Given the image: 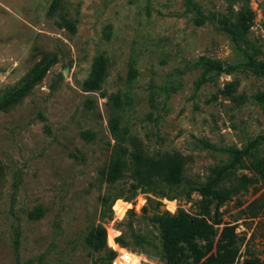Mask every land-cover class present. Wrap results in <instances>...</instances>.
<instances>
[{"label":"rangeland","instance_id":"374dc122","mask_svg":"<svg viewBox=\"0 0 264 264\" xmlns=\"http://www.w3.org/2000/svg\"><path fill=\"white\" fill-rule=\"evenodd\" d=\"M53 1L0 0V96L44 52L56 56L29 95L0 110V264H109L111 250L123 264H165L163 252L182 250L191 260L186 247L202 250L210 222L199 193L134 189L128 153L122 176L108 180V167L134 136L149 156H186L187 177L204 182L230 163V148L264 136V0H60L50 12ZM64 16L73 29L59 25ZM100 55L105 79L86 91ZM258 194L250 187L220 208L215 239L233 229L230 264H264V207L245 213ZM98 226L105 240L94 247Z\"/></svg>","mask_w":264,"mask_h":264},{"label":"trees","instance_id":"16d2710c","mask_svg":"<svg viewBox=\"0 0 264 264\" xmlns=\"http://www.w3.org/2000/svg\"><path fill=\"white\" fill-rule=\"evenodd\" d=\"M59 3L60 0H54L51 4L50 12L58 9ZM250 18L251 12L249 10L241 13L239 25L243 31L248 29ZM59 25L70 29L74 28V25L66 16L62 18V22H59ZM55 60L56 56L54 54L44 52L41 59L29 70L20 84L8 96H0V110L11 108L29 95L33 88L42 81ZM249 63L255 67L251 60ZM206 64L210 69H221V65L217 61L209 60ZM106 72L107 59L104 55H100L94 61L91 73L84 80L83 89L86 91L99 90L105 79ZM110 98L119 105L117 95H110ZM88 103L89 107H92V101L90 100ZM111 124L112 129L117 132V119L113 118ZM260 139H264V136L255 138L245 148H230L229 151L232 157L230 163L215 167L213 175L201 182L187 177L185 169L188 158L186 156L179 152L149 156L143 150L139 140L134 136H130L129 140L132 150L119 146L116 156L109 164L107 179L114 180L122 176L126 165L123 156L128 153L131 157L130 175L134 189L142 185L157 183L198 192L210 220L199 235L204 247L202 250H198L196 243H189L186 249L190 253H194L191 256V260L183 254V250L179 252H163L165 264H230L231 256L235 249L233 229L224 228L219 237L215 239L216 230L214 226L222 221L221 206L233 196L247 191L250 187H252L255 194H259L245 206L246 215L257 217L264 207V190H262L264 187V157L255 155V149L261 143ZM238 169H246L249 174H237ZM3 173L4 167L0 162V179ZM227 231L228 235L225 237V232ZM104 240L105 230L102 226H98L88 232V244L97 247L96 243L100 241L104 243ZM117 241L122 245L126 243L122 237H117ZM114 256L115 252L109 251L106 262L110 264Z\"/></svg>","mask_w":264,"mask_h":264},{"label":"built area","instance_id":"2783aa9c","mask_svg":"<svg viewBox=\"0 0 264 264\" xmlns=\"http://www.w3.org/2000/svg\"><path fill=\"white\" fill-rule=\"evenodd\" d=\"M115 242L118 244L117 246H121V245H119V243H118L117 240H116ZM118 248H119V247H118ZM123 248H124V247L121 246L120 249H123ZM123 257H124L123 254H121L120 252H116V256H115L114 260L117 259V260H119V263H120V264H123V263L125 262V261H124V258H125V257H124V258H123ZM117 262H118V261H117Z\"/></svg>","mask_w":264,"mask_h":264},{"label":"water","instance_id":"95a60500","mask_svg":"<svg viewBox=\"0 0 264 264\" xmlns=\"http://www.w3.org/2000/svg\"><path fill=\"white\" fill-rule=\"evenodd\" d=\"M244 264H249L248 262L244 263Z\"/></svg>","mask_w":264,"mask_h":264}]
</instances>
